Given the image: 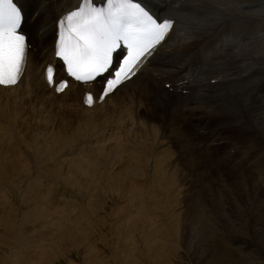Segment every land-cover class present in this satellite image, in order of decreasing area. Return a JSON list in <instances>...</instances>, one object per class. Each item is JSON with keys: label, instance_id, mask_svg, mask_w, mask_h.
<instances>
[{"label": "bare ground", "instance_id": "6f19581e", "mask_svg": "<svg viewBox=\"0 0 264 264\" xmlns=\"http://www.w3.org/2000/svg\"><path fill=\"white\" fill-rule=\"evenodd\" d=\"M76 1L31 0V8L38 12V18L31 27V37L44 61L49 58L55 18L73 7ZM146 1L153 10L165 13L170 9L167 12L177 17L175 39L169 48L159 51L157 60L146 63L120 91H114L102 104L85 106L79 89L55 97L44 81V61L33 57L32 51L28 52L20 81L13 86H0L2 113L16 106L21 107L23 113L32 115L33 120L43 118L47 112L49 119L53 113H62L56 122L61 130L48 137L45 147L47 158H38L31 176L27 177L24 172L19 178L24 169V154L18 153L15 159L8 160L5 156L10 154L6 152L0 157V196L12 193L15 203L32 205L29 211L20 209L17 214L6 218L0 215V225L12 235L15 231H22V224L33 223L38 234L40 225L37 220L44 224L40 226L39 235L44 236L53 226L63 230L59 231L58 237L50 238V242L44 244L43 240L42 245L45 246L56 245L59 243L57 240L73 238L75 234L86 238L91 230L77 225L78 228H74L77 223L72 224L71 217L53 225L52 219H58L62 212L74 211L79 205L89 207L87 201L91 203V199L86 200L88 196L85 193L100 187L97 189L100 190V201L95 211L113 204L114 212L110 218H114L115 223L111 228L108 225L110 229H116L115 233L111 230L113 234L123 235L124 240L129 237L132 242L136 233L132 227L137 230L143 225L147 227L146 230L140 228L143 242L151 252L155 253L157 239L163 243L157 256L166 253V249H172L179 258L183 254L194 258L197 256L192 250L194 246H187L182 239L184 236L179 235L183 233V221L186 222L183 228L188 233L196 227L195 224H199L203 230L201 233L205 232L213 242L212 245L205 242L209 249L204 245L201 252H214L224 263L236 252L239 255L251 251H245L244 243L234 238L222 240L218 235H226L229 231L252 234L264 228L263 223L262 226H257L256 222L249 224L247 218L252 210L257 216L264 217V27L253 31L239 27L229 36L221 33L211 41V35L204 33L207 27L213 29L219 21H225L236 13H254L264 17V0H156V4L153 0ZM9 126L4 128L0 125V136L9 137L7 131L12 128ZM69 130L73 138L68 136ZM83 133L85 140L73 145ZM40 137L45 141L46 136ZM211 152L213 155L209 154ZM72 153L76 155L71 156ZM59 161L69 165L63 184H71L76 193L72 189L53 191L58 183L55 173L60 170L57 167ZM39 172L45 173V181L37 175ZM24 179L27 180L25 186L22 185ZM131 190L137 195V198L132 196L136 205L128 201ZM70 193L73 194L72 199L60 201L67 205L58 204L62 194ZM98 194L95 197L98 198ZM77 201L82 202L76 204ZM2 210L0 214L8 213V210ZM75 213L80 217L87 215L84 209ZM239 215L243 218L235 224L234 219ZM215 216L217 219L224 217L225 221L220 223L227 230L218 232L223 227ZM245 216L247 220L244 223ZM187 238L186 242H189ZM31 240L27 238L26 244L30 245ZM166 240H170L169 244L165 243ZM151 241L152 245L149 244ZM8 248L18 257L21 247ZM257 252H252L247 264H260ZM135 254L132 250L131 255ZM119 258L124 259V256ZM128 262L136 263V259Z\"/></svg>", "mask_w": 264, "mask_h": 264}, {"label": "rangeland", "instance_id": "374dc122", "mask_svg": "<svg viewBox=\"0 0 264 264\" xmlns=\"http://www.w3.org/2000/svg\"><path fill=\"white\" fill-rule=\"evenodd\" d=\"M120 95H118V96H120ZM38 96L41 97V94L39 93ZM6 112L7 113H2V111L0 109V125H2L4 128H7L9 125H10L9 127H12L11 128V131H7V136L12 137V138H9V137H6V136L5 137L4 136H0L1 137L0 138V157L3 154L5 156V153L6 152H8L10 154L9 156H5V158L8 159V160L13 159V158L15 159L16 158V155L18 153L24 154V156H26V158L24 159V162H23L24 169L22 170V174H20L19 178L23 177V173L24 172L26 173V176L27 177H28L29 174L31 176L33 174V172H34V169L33 168H35V165H36L35 163L38 160V158L39 159H42V160H45V158H47V156H45V147L47 145V139H48V137L57 134L61 130V127L58 125V123L56 124V122L59 120L60 115L62 113H61V111H58L56 114L53 113L52 115H50V119H49L48 112H47V113H44L45 116L43 118H41V119L35 118L36 120H33L32 119V115H30L28 113H26V114L23 113L21 111V107H19V106L9 107L8 109H6ZM24 114H25V116H24ZM112 116H108V117H112ZM25 117H26V119H25ZM101 117H104V116H101ZM105 117H107V116H105ZM3 120H5V121L3 122ZM7 122H8V124H7ZM42 124H43V126H42ZM3 127H1V128L4 129ZM114 127H115V125H114ZM208 131H209V129H207L206 132H208ZM30 134H31V136H30ZM41 135L46 136L45 141H44L43 137H40ZM68 136L70 138H73L70 130L68 131ZM75 138H76V136H75ZM85 138H86L85 137V134L83 133L82 136L78 138V140L75 139L73 145H75V146L78 145V142L80 143L81 141L85 140ZM15 139H16V141H14ZM94 141H98V140H94ZM21 143L22 144L24 143L25 146H24V144L22 146ZM31 145H32V147H31ZM61 149H63V148H61ZM172 150H174V149L172 148ZM213 153L214 152H211L209 154L210 155H213ZM40 154H42L41 157H40ZM74 155H76V154L75 153H72L71 154V156H74ZM48 156H50V155H48ZM31 158L34 159V160H32ZM29 160L31 161L30 163H29ZM50 164H52V162H50ZM38 166H40V165H38ZM68 166H69L68 164L61 163V161L58 162L57 167L60 170H57V172L55 173L56 174L55 177L57 178L58 183L55 185V188L53 189V191H55V192H57V191H59V192L64 191L65 192V191H68V190H71L72 189V190H74L75 193L77 192V190L74 187H72L71 184H69V183L63 184V182H62L63 179H64L65 174L68 171ZM44 174H45L44 172H39L37 175L41 176V180L45 181L44 176H43ZM26 184H27V180L24 179L23 182H22V185L25 186ZM129 188H130V185H129L128 189ZM97 189H100V187H98ZM97 189L95 191H88V192L85 193V195L88 196L86 200H90L91 199V203L87 201V204L89 205V207L88 206H81V205H79V206H77L74 209V211L71 210L70 212H67V214H66V212H62L61 214H58L59 212H57V214L59 215L58 216V219L57 218L52 219V221H53L52 222V225H53L54 222L55 223H58L59 221H63L68 216L71 217L72 220H73L72 221V224L74 222L77 223V224L74 223L75 224V225H73L74 228L77 225L78 227L83 226L85 228V230H87V231L88 230H91L92 231V232L91 231H88L89 233L87 232L88 234H87V237L86 238L84 236H82V235H81L82 237H80L79 234H77V235L75 234L73 238L72 237H64L66 240L64 238H63V241L62 240L60 241V239L57 240V241H59V243H56V245H54L55 244L54 243L51 246H45V245H42L43 242H44V244H46L45 242H50L51 241L50 238L58 237L59 231H63V230L62 229L61 230H58L57 226H53V227H50L49 226L50 228L45 232V235L44 236L43 235H39L40 234V226H43L44 224L41 223V222H39V220H37L38 226L40 225L39 226V229L37 230L38 231V234L35 231L36 227L34 226V223L31 224V225L30 224L27 225V224L20 223V225L22 224L21 225L22 231H15V233L12 235V234L9 233V231L5 230L6 227H3V226L0 225V264H171V263L172 264H198L199 262H202L203 263L206 260H207L206 261V264H213V263L214 264H222L223 263L222 258H219L217 255L214 254V252L213 253L210 252L209 254H206L204 252H201L202 247L205 248L204 245H207V244L208 245H212L213 242L211 243L209 241V239L205 235L206 234L205 232L203 234L201 233V232H203V230L200 228L199 224H195L194 226H196V227H192L193 230H191V231L193 233L195 232L194 234H192L191 231H189L190 233H188L187 231H185V229L183 227L186 224V222L183 221L184 225L183 224H181V225H182V231H183L184 234L181 232L182 234L180 233V235H179L180 237L184 236V237H182V239L184 238L185 241L184 240L183 241L185 242V244L187 246H189L190 248H192L194 246V248H192V250H193L194 253L197 254L196 257L194 255V258L188 257V256H186V254H183L182 257L179 258L177 256V253H176L175 250H172L170 248L172 250V252H171V250L166 249L167 247H164V249H166L165 250L166 253H163V254H160V256H157L158 253L162 249L163 243H161L157 239L156 240L157 243L155 244V253H157V254L151 252L150 251L151 248L148 249V247H146L144 245V242H143V236L141 235L140 228L142 227V229H144V230L147 229V227H145L143 225L141 227L139 226L137 230L132 227V229L136 232L133 235L134 241H132V242L130 240H128V238H129L128 236H127L128 238L127 239L125 238V240H124L122 238L123 235L120 234L121 236H118V234L117 235L113 234L112 231L114 232L116 230V229L114 230V227H112V229H110L111 228V224L115 223V222H113V221H115V219L114 218L113 219L110 218L111 215H112L111 213L114 212V210L112 209L113 208V204H108L106 206V209L107 210L106 209L102 210V208H103L102 207L101 208L102 211L99 210V209H98V212L95 211L98 208L97 205H99L100 195H101L99 193L100 190H97ZM96 194H98V198L95 197ZM62 195L63 196H61V197L58 198V199H60L58 201V204H59L60 201L63 202L62 199H69V198L72 199L73 198V194L72 193H70V195L69 194H65V195L62 194ZM129 195H130L128 197L129 203L131 205H136L137 202H133L132 201V196L135 195V191L134 190H131L129 192ZM135 196L137 198V195H135ZM62 197H64V198H62ZM48 198L49 197H47L46 199H48ZM0 199H1L0 200V210H1L0 213H2V211H3L2 209L8 210V213L7 214H0L1 217H3V218H6L9 215H15V214H17V212H19L18 210H20V209L29 211L32 208V205H30V204L15 203L14 200H13L14 199V195L12 193H6L4 196H0ZM32 199H34V198H32ZM19 201H22L20 197H19ZM81 202L82 201H77L75 203L76 204H79ZM97 202H98V204H96ZM118 202H120V201H118ZM10 203H11V206H10ZM15 204H16L17 207L15 206ZM13 205L15 206L14 208H13ZM60 205H67V204L66 203H61ZM90 205H91V208H90ZM96 206H97V208L95 209ZM76 209L77 210L78 209H84V212L87 215H85V217H83V216H81V217L80 216H76L75 215L76 214L75 211L77 212ZM12 211H15V212H12ZM36 211H38V209ZM260 211L262 212L263 209H260ZM252 212H253V210L251 211V213H249L251 217H249V214L247 216L249 224H251L252 222H256L257 226H262V225L264 226V217L257 216L255 210H254L255 213L254 212L252 213ZM104 213H106V214H104ZM94 214H95V216H94ZM98 215H99V217H98ZM101 215H105V216H101ZM107 215H108V217H107ZM239 216H237L236 219H234V223L235 224H237L238 220L240 222L241 218H243V215H239ZM102 217H103V219H102ZM71 218H70V220H71ZM214 218L216 219V221L219 220V223L225 221V220H223L224 219L223 216L219 217L218 219H217L216 216ZM247 218L245 216L244 223L246 222ZM250 218H251V220H250ZM82 219H83L84 222L82 221ZM89 220H90V222H89ZM104 221H107L108 223L107 222H104ZM79 222L80 223L82 222V223L79 225L78 224ZM102 222H103V225H102ZM219 223H218V225H219ZM89 224L92 225V227H90ZM94 225H95V228H94ZM108 225H109L110 228L108 227ZM220 225H222V224L220 223ZM77 226H76V228H78ZM96 226H98L99 228L98 227L96 228ZM124 226L125 225H122V227H124ZM118 227H120V225ZM221 227H223V228H220L218 230V232L219 231L224 232L225 229L227 230V228L225 227V225H222ZM54 228H55L56 231L54 230ZM100 228H101V230H100ZM95 229H97L98 231L95 230ZM263 230H264V228L260 229L259 230L260 232L259 231H255V233H257V234H255V233H252V234L249 233L248 234V233H245V231H243V232L241 231L242 233L239 232V234H238L237 231L236 232L235 231H229V232H227L226 235L224 233H223L224 235H218L222 240L223 239L224 240H226V239L227 240H230L231 238H234L239 243H244V245L246 246V250L245 251H251V253L250 252L249 253H247V252L240 253L241 255L240 254L237 255L236 253H238V252H236V253H234L235 255L234 254L232 255V257H231L230 260L229 259H226V261L223 264H227V262H228V264H247V260L248 261L251 260V257L250 256L252 255V252H254V251L255 252L258 251L257 253H258V256H259V261L261 260L260 261V264H264V235H263L264 234V231ZM54 232H56V233H54ZM90 232H91V234H90ZM115 232H117V231H115ZM138 232H139V234H138ZM196 232H197V234H196ZM258 232H259V234L260 233L261 234L259 235ZM97 233H98V235L101 233L99 235V237H98ZM93 234L95 235V237L93 236ZM200 235H202V236H200ZM89 236H90V238H89ZM137 236L139 237V239H138ZM261 236H262L263 239L261 238ZM77 237H78V239H77ZM189 237H191V238H189ZM257 237H259L260 239L257 238ZM27 238L32 239L30 241V245L26 244L27 243L26 242L27 241ZM79 238L81 239V241H80ZM98 238H101V239L98 240ZM186 238H187V240L189 242H186ZM203 238H205L206 240L204 239L205 240L204 241ZM254 238H256L257 240L254 239ZM71 239L73 240L72 242H71ZM75 239L77 241H80V243L77 242ZM169 239H171V238H169ZM64 241H66V242H64ZM127 241H130V242H128V244H127ZM168 241H170V240H168ZM168 241L166 240L165 243H167ZM115 242H116L117 246H119V247L116 246ZM123 242H125V243H123ZM130 243H131V245H130ZM149 244L152 245L153 244V241H151ZM168 244H169V242H168ZM126 245H128V246H126ZM138 245H139V247H138ZM208 245H207V248L209 249V246ZM38 246H40V247H38ZM54 246H55V248H53ZM8 247H13V248L21 247V250H20V253H19L18 257H17V254L15 252L11 251ZM194 249H195V251H194ZM208 249H207V251H208ZM132 250L136 253L135 255H131ZM49 251H50V253H49ZM30 253H31V255H30ZM168 253H169V255H168ZM170 253H172V254H170ZM8 255H10V257L9 258H6ZM170 255L173 256V257H171ZM202 255H204V256H202ZM210 255H212V256H210ZM121 256H124V259L119 258ZM168 256H170L171 258L168 257ZM127 257H128V260H130V261H134V259H136V263L128 262ZM204 257L206 259H204ZM184 258H185V260H184ZM180 259L181 260L183 259V261H181ZM198 259H200L201 261L198 260ZM5 260H6V263L4 262ZM196 260H198V261H196ZM217 261H219V262H217ZM202 263H199V264H202ZM203 264H205V262Z\"/></svg>", "mask_w": 264, "mask_h": 264}, {"label": "snow or ice", "instance_id": "6c2138e0", "mask_svg": "<svg viewBox=\"0 0 264 264\" xmlns=\"http://www.w3.org/2000/svg\"><path fill=\"white\" fill-rule=\"evenodd\" d=\"M109 2L112 7L107 12L92 8L90 0H82L77 9L67 13L61 19L63 32L57 49L69 76L87 82L109 72L114 64L113 53L123 42L127 54L106 80L100 100L136 74L174 24L172 18L158 21L131 0ZM20 16L12 0H0V85H15L24 71L25 37L17 32ZM53 76L54 69L48 66L45 71L48 85L62 92L68 86L67 81L55 83ZM84 102L91 105L92 95H86Z\"/></svg>", "mask_w": 264, "mask_h": 264}]
</instances>
